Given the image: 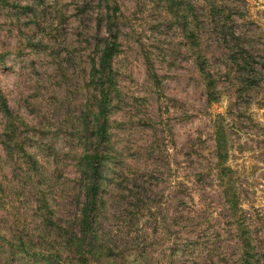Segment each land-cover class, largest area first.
<instances>
[{"label":"rangeland","instance_id":"374dc122","mask_svg":"<svg viewBox=\"0 0 264 264\" xmlns=\"http://www.w3.org/2000/svg\"><path fill=\"white\" fill-rule=\"evenodd\" d=\"M181 3L197 45L164 0H108L109 7L105 0L0 1V88L22 123L12 156L0 143L6 241L58 246L39 210L41 196L55 223L74 225L82 200L76 163L96 96L89 70L117 6L114 159L96 225L110 252L90 264H237L239 244L215 170L216 115L227 127L226 165L264 264V0ZM230 29L252 55L245 69L231 62ZM199 56L217 80L211 104ZM3 124L0 117V132ZM35 260L0 241V264H42ZM60 264H77L76 258L63 252Z\"/></svg>","mask_w":264,"mask_h":264},{"label":"trees","instance_id":"16d2710c","mask_svg":"<svg viewBox=\"0 0 264 264\" xmlns=\"http://www.w3.org/2000/svg\"><path fill=\"white\" fill-rule=\"evenodd\" d=\"M0 1L6 3V0ZM164 1L170 12L174 13L175 18L183 21V30L189 33V37L193 39V44L196 43L194 41L195 33L190 30L187 8L184 7V10L181 8V0ZM105 3L109 7L108 0H105ZM116 11H118V8L114 6V15L110 16L108 14L107 16L108 18L105 24L106 36L103 39L104 44L96 58L92 59L89 70V86L96 93V96L94 97V111L91 112L90 123L86 130L87 135L82 140V153L76 163L78 175L76 182L80 189L82 200L79 201V210L75 217L74 225L67 228L59 223H55L51 218L48 202L41 196L38 198L39 210L43 213L42 217L45 219V226L50 227L56 234V237L61 239L58 246L54 245L51 248H47L49 250H40L32 245L31 242L26 243L19 240L18 242L11 243L0 235V241H5V244L12 247L13 250L25 254L28 258H35V261H39L42 264H60L61 254L63 252L75 257L77 264H90L92 256L106 258V250L110 252L108 248L102 246V240L99 238L96 225L100 210L103 208L104 198L102 196V189L106 178V167L110 160L114 159L112 156L114 148L111 147L112 134L110 132L112 125L109 119L114 109V98L118 95L116 94V72L113 69V60L120 49L114 19ZM231 31L232 29H230L232 39L231 48H233L231 50L233 55L230 58L231 62L239 68H242L241 65H243V69H245L244 65H249L248 60L252 55L243 46L240 36L235 31ZM194 45H197V43ZM197 65L207 91V102L209 104L214 103L217 100L215 98L217 83L215 75L207 68L206 61L203 57H198ZM243 71L239 72L242 80L245 79L243 78ZM151 79L157 82L155 74H151ZM254 80L259 81V78L255 76ZM0 117L4 121L2 131L0 132V143L4 146L7 154L12 156L14 149L19 147L17 135L22 123L19 117L13 114L1 88ZM223 120L222 115H216L213 120L214 156L216 158L215 170L217 172L218 186L222 190L224 202L229 212L228 224L234 228L236 232L234 238L239 244L240 252L237 264H261V260H259L260 254L252 236L250 225L247 222L248 218L244 216L243 210L240 207V196L237 194L236 184L233 180V171L226 165L229 158V145L227 127L223 124ZM19 152L23 157L31 159V155L27 154L22 146L19 148ZM141 195L142 193L137 190L133 192L134 207L137 208L138 212L141 210L143 204ZM173 221L171 220V223ZM36 249H38L39 253L36 252ZM176 251V249H173V254Z\"/></svg>","mask_w":264,"mask_h":264}]
</instances>
